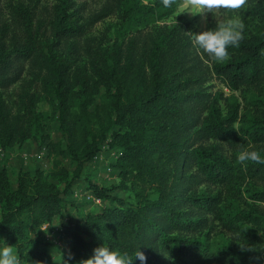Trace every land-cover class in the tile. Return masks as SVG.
<instances>
[{
	"label": "trees",
	"instance_id": "obj_1",
	"mask_svg": "<svg viewBox=\"0 0 264 264\" xmlns=\"http://www.w3.org/2000/svg\"><path fill=\"white\" fill-rule=\"evenodd\" d=\"M55 2L50 21L54 41L49 47L35 36L34 15L27 7H13L23 39L8 44L10 27H0V148L22 144L43 130L37 111L42 97L36 85L44 81L64 138L54 143L45 135L46 149L57 158L78 162L81 171L112 137L121 150L115 166L122 178L121 185L112 188L89 181L97 197L115 204L68 226L71 245L62 264H78L101 244L133 257L140 247L146 264H166L165 260L168 264H263L254 228L263 229L264 212L253 204L226 210L222 192H203L193 185L221 186L239 198L236 186L248 177L264 181V163L245 168L236 160L242 147L264 144V94L248 101L244 111L241 104L224 99L222 92L211 95L200 90L212 78L232 91L263 90L264 0H246L241 6L254 31L245 28L239 47L229 46V58L223 62L193 46L182 26L156 25L177 12L180 0H171L168 7L162 0H123L112 51L92 52L88 71L75 66L81 55L77 41L85 33V27L73 20L75 2ZM108 14L106 10L98 18ZM215 24L210 21L206 28ZM28 73L32 79L25 87ZM19 82L23 88L18 101L7 98V91ZM103 95L106 100L96 104ZM210 140L230 147L233 158ZM54 165L57 175H68L60 159ZM129 181L137 188L131 204L113 194L115 189L125 190ZM146 186L158 199H150ZM70 188L71 183L62 192L43 173L22 172L13 189L7 173H0L4 210L0 236L17 247L24 264H47L46 252L31 246L49 232L42 230L45 224L52 228L56 218L69 210L64 196ZM249 196L264 201V191L251 190ZM207 215L229 230L242 232L248 250L235 243L212 246L210 233L205 232L212 226ZM133 264L141 262L134 258Z\"/></svg>",
	"mask_w": 264,
	"mask_h": 264
},
{
	"label": "rangeland",
	"instance_id": "obj_2",
	"mask_svg": "<svg viewBox=\"0 0 264 264\" xmlns=\"http://www.w3.org/2000/svg\"><path fill=\"white\" fill-rule=\"evenodd\" d=\"M73 1L75 2L77 10V15L73 17V20L76 21L78 25H83L85 27L84 35L77 41L81 55L79 56L80 58H77L75 66L79 67L81 70L88 71L87 69L90 67L92 52L96 51L100 54L102 50L110 54L112 51V45L115 38L118 36L120 22L119 13L123 0ZM142 1L148 3L152 0ZM55 3V0H0V27L2 28L4 24L10 27L8 39L6 40L7 43L10 44L14 38H24L19 19L13 12V7L22 5L29 8L34 15L35 36L44 47H49L54 41L50 21L53 17ZM106 10H109V14L105 17L98 18V16L105 13ZM189 11V0H180L177 12L165 21L156 23V25H166L170 28L175 25L182 26L187 36L190 37L192 33L205 30L207 23L210 21L217 23V21L222 18L238 15L243 19L245 28H253L252 25H249L244 16L245 9L243 7L224 10L222 15L217 16L216 19L213 18L211 13L194 14ZM252 30L254 31V28ZM72 41L74 40H71L70 43ZM193 46L195 45L193 44ZM60 47L61 45L58 48ZM208 64H211V62ZM25 79V87H28L32 76L29 73L25 74ZM43 82L44 81H39L36 85V91L42 97L38 102L37 111L40 114V124L43 130L36 132L33 138L26 140L22 144L7 149L0 148V173L3 171L7 173L13 189L17 188L18 177L22 172H29L33 176H35L37 172H41L47 177L50 183L55 184L62 192L65 191L67 185L71 183L69 193L64 196L69 210L62 217L56 218L53 227L47 230L49 232L44 233V235L31 246L33 250L46 252L47 264H62L63 257L68 252L71 245V240L68 238L66 232L68 226L72 225L73 227L77 225L88 213L99 212L115 204V202L108 199L97 197L93 189L90 188L89 181L95 183L100 188H112L121 185L122 178L119 170L115 166L121 150L117 147L115 142H111L112 137L107 138L106 143L99 148L95 155L84 162L81 171L78 170V162L69 158H57L55 153L49 152L43 144L45 135H48L54 143H62L64 138L60 132L57 109L55 105L52 104V99L48 96V89ZM22 88L21 82H19L12 86L5 96L9 99L11 98L13 101H18V96ZM262 89L263 90L258 88L232 91L216 78L208 79L200 88L204 93L211 95H214L216 92H222L224 99L236 101L244 106V111H246L245 107L248 101L254 97L260 98L262 93L264 94V87ZM104 99V95L99 97L96 104L102 103ZM221 104L224 111H226L227 107L225 101H222ZM189 105L193 107L195 104L194 102H190ZM209 143H218L222 146L223 153L229 159L233 158V150L226 144L214 140H210ZM248 146L256 149H264V144H250ZM56 159H60L61 166L67 171L68 175L65 177L57 175L58 171L54 165ZM252 163L253 162H248L246 165ZM246 165L243 166L246 168ZM77 173L79 177L74 178ZM126 187L125 190L115 189L113 194L125 199L128 204H131L135 201L134 192L137 188L134 187L130 181L127 182ZM193 187L203 192H222V195L225 197L226 210L235 211L236 209H244L247 208L249 204H253L264 212V201L256 200L249 196L251 190L264 191V181L261 179L248 177L241 185L238 184L236 186L235 195L239 198H234V193L227 192L224 187L209 185L206 182L194 184ZM146 191L151 200L158 199V194L153 189L146 186ZM3 213V207L0 205V220L3 217ZM207 218L212 223V226L210 229L205 230V232L210 233L212 246L231 245L232 243L237 244L244 240L242 232L225 228L220 221L217 219L214 220L212 215H207ZM262 228L263 229L254 228V231L258 233L260 238L259 249L262 251L261 257L264 264V224ZM243 232L247 233V231ZM0 238H3L5 243H7L3 236H0ZM246 243L248 244L247 241ZM14 248L18 251L17 247L14 246ZM21 261L22 264H24L22 258ZM165 261L166 264H168V260ZM215 264L226 263L218 262Z\"/></svg>",
	"mask_w": 264,
	"mask_h": 264
},
{
	"label": "clouds",
	"instance_id": "obj_3",
	"mask_svg": "<svg viewBox=\"0 0 264 264\" xmlns=\"http://www.w3.org/2000/svg\"><path fill=\"white\" fill-rule=\"evenodd\" d=\"M162 2L168 7L171 0H162ZM245 4L246 0H189V12L211 13L216 19L224 10L239 9ZM244 29L243 19L238 15H231L217 21L214 27L192 33L190 37L197 49L203 50L213 61L223 62L229 58V46L239 47L240 41L244 39ZM236 160L242 165L248 162L264 163V149L242 147L236 154ZM237 244L242 251L249 248L245 239ZM134 258H138L141 264L147 262V257L140 247L135 250L133 257L127 251L101 244L94 248L90 257L82 259L78 264H133ZM0 264H22L18 251L14 246L5 243L3 238H0Z\"/></svg>",
	"mask_w": 264,
	"mask_h": 264
},
{
	"label": "built area",
	"instance_id": "obj_4",
	"mask_svg": "<svg viewBox=\"0 0 264 264\" xmlns=\"http://www.w3.org/2000/svg\"><path fill=\"white\" fill-rule=\"evenodd\" d=\"M49 228H51V225L47 223L42 227V230L47 231Z\"/></svg>",
	"mask_w": 264,
	"mask_h": 264
},
{
	"label": "crops",
	"instance_id": "obj_5",
	"mask_svg": "<svg viewBox=\"0 0 264 264\" xmlns=\"http://www.w3.org/2000/svg\"><path fill=\"white\" fill-rule=\"evenodd\" d=\"M56 221V220H55ZM55 221L53 222V224H55Z\"/></svg>",
	"mask_w": 264,
	"mask_h": 264
}]
</instances>
